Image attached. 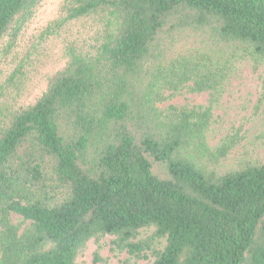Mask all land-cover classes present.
<instances>
[{
	"label": "trees",
	"instance_id": "1",
	"mask_svg": "<svg viewBox=\"0 0 264 264\" xmlns=\"http://www.w3.org/2000/svg\"><path fill=\"white\" fill-rule=\"evenodd\" d=\"M43 1L0 0V42ZM62 12L103 29L35 103L0 109V264H77L106 236L124 264H264V164L216 174L238 141L212 148L207 135L240 63L264 64V0H65ZM184 92L209 103L158 108Z\"/></svg>",
	"mask_w": 264,
	"mask_h": 264
},
{
	"label": "rangeland",
	"instance_id": "2",
	"mask_svg": "<svg viewBox=\"0 0 264 264\" xmlns=\"http://www.w3.org/2000/svg\"><path fill=\"white\" fill-rule=\"evenodd\" d=\"M65 0H45L26 13L21 23L0 42V109L18 111L35 103L47 90L49 79L62 70L74 50L94 52L96 38L103 29L95 18H83L61 24ZM14 75V76H13ZM208 93L184 92L159 104L167 111L172 106L208 105ZM210 147L235 136L238 145L230 155L210 170L218 175L239 170L247 165L264 164V64L255 69L252 60L238 66L220 102L214 106L211 127L207 133ZM17 223L21 218L12 216ZM142 231V239L152 235ZM112 237L87 244L77 264H124L126 253L113 252ZM98 254L101 262L95 263ZM155 257L132 261L131 264H153Z\"/></svg>",
	"mask_w": 264,
	"mask_h": 264
}]
</instances>
